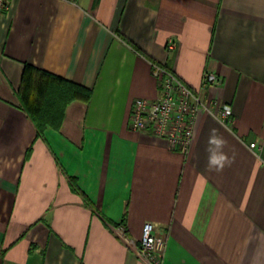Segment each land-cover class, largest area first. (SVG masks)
Returning a JSON list of instances; mask_svg holds the SVG:
<instances>
[{
	"label": "crops",
	"instance_id": "obj_1",
	"mask_svg": "<svg viewBox=\"0 0 264 264\" xmlns=\"http://www.w3.org/2000/svg\"><path fill=\"white\" fill-rule=\"evenodd\" d=\"M153 62L208 106L186 152L129 125L132 101L158 95ZM38 70L86 93L57 110ZM204 72L220 82L202 88ZM212 129L232 161L222 171L208 167ZM145 221L165 239L161 264H264V0H9L0 264H149Z\"/></svg>",
	"mask_w": 264,
	"mask_h": 264
},
{
	"label": "built area",
	"instance_id": "obj_2",
	"mask_svg": "<svg viewBox=\"0 0 264 264\" xmlns=\"http://www.w3.org/2000/svg\"><path fill=\"white\" fill-rule=\"evenodd\" d=\"M8 1L0 0V12L7 7ZM172 47L173 41H169L168 48ZM151 74L158 81V95L153 100L135 98L132 101L129 125L134 130L164 138L172 150L186 152L193 138L195 115L198 110L207 109L208 106L199 92L189 88L166 66L153 62ZM219 82L216 74L204 72L201 87ZM219 116L225 122H232L230 106L223 104ZM255 146L254 142L249 143V147ZM152 231V223L143 222L140 245L136 248V253L149 264H161L165 239ZM117 233L123 240L128 241L122 228H118Z\"/></svg>",
	"mask_w": 264,
	"mask_h": 264
},
{
	"label": "trees",
	"instance_id": "obj_3",
	"mask_svg": "<svg viewBox=\"0 0 264 264\" xmlns=\"http://www.w3.org/2000/svg\"><path fill=\"white\" fill-rule=\"evenodd\" d=\"M41 74V76H45L47 78H50L51 80L55 81V84L51 85L54 90L55 93L53 92L52 89V93L54 95V102L53 105L57 108V110L61 109L65 103H67L70 99H72L73 97H76L79 94H85V89L80 86L79 84H76L74 82H69L66 81L64 79H62L61 77H57V76H52L44 71L38 70ZM37 98H32L31 100L29 99V101H25L24 105L26 106L30 117L35 121L38 122V117L37 115L40 117L42 110L40 109L41 106H36V104L34 102L36 101ZM39 103V102H38Z\"/></svg>",
	"mask_w": 264,
	"mask_h": 264
},
{
	"label": "clouds",
	"instance_id": "obj_4",
	"mask_svg": "<svg viewBox=\"0 0 264 264\" xmlns=\"http://www.w3.org/2000/svg\"><path fill=\"white\" fill-rule=\"evenodd\" d=\"M207 143L206 151L209 153L208 167L210 170L222 171L226 165L231 164L232 161L222 150L226 142L217 136L215 129L210 131Z\"/></svg>",
	"mask_w": 264,
	"mask_h": 264
}]
</instances>
